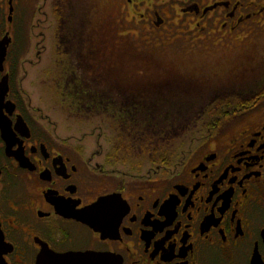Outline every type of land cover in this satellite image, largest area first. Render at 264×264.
Here are the masks:
<instances>
[{
    "label": "flooded vegetation",
    "instance_id": "1",
    "mask_svg": "<svg viewBox=\"0 0 264 264\" xmlns=\"http://www.w3.org/2000/svg\"><path fill=\"white\" fill-rule=\"evenodd\" d=\"M41 6L0 0V264H53L43 254L76 253L108 256L107 264H264V90L255 107L196 132L146 173L131 158L87 153L60 137L25 86L27 65L41 59L40 41L29 52ZM113 7V38L99 52L118 77L139 51L130 48L137 25L196 44L252 42L239 55L246 62L264 32V0H114ZM257 68L264 83V60ZM91 258L64 264H102Z\"/></svg>",
    "mask_w": 264,
    "mask_h": 264
},
{
    "label": "rangeland",
    "instance_id": "2",
    "mask_svg": "<svg viewBox=\"0 0 264 264\" xmlns=\"http://www.w3.org/2000/svg\"><path fill=\"white\" fill-rule=\"evenodd\" d=\"M40 1L42 11L36 15L33 21L36 28L30 29L32 44L29 52H33L35 41H40L41 59L34 67L27 65L29 77L25 86L31 93L33 106L41 113L50 116L54 129L60 137L84 147L87 153H94L102 149L104 155L108 154L109 156L110 148L115 145L114 140L117 137L114 130L121 132L125 126L119 125L114 117H100L97 114L96 117L90 118L77 117L73 114L70 105H68L73 102V99H70L71 95L64 97L63 92L59 89V84L55 82L61 78L62 65L65 63V57H70V54L73 61L76 62V66L79 67V74L90 75V86L93 84L99 89L102 86H113L116 89L115 96L120 97L122 90L129 93L132 91L133 96L141 92L158 94L164 91L166 86L170 89L176 87L178 80L182 78L189 81L194 80L196 84L203 85L208 89H219L222 87L223 81L230 79L234 72L236 73L240 69V72L244 73L247 69L245 67H251L252 79L254 76L260 78L263 74L257 67L263 65L264 32L258 33L257 41L253 40V42H258L256 45H259V49H256L258 52H251H255L257 56L250 53L253 56L250 58L251 62H246L239 55L249 51L247 46H250L252 42L216 43L206 41L196 44L189 38L178 40L173 35L161 37L154 33L151 36L140 31L141 26L137 25L133 27L136 37H134L133 46L130 48L139 51L126 60V67L119 70L121 75L118 77L117 73L111 74L110 70L107 72L108 62L100 56L101 49L105 46L104 40L113 38L109 37L108 27L117 20L118 12L113 7L114 0H74L75 15L78 22L83 24V31L82 33L76 32L70 43L62 38L64 24L60 18L66 9L63 7L62 0ZM63 1L70 3V0ZM56 10L58 11L56 12ZM77 33H80V36ZM109 49L112 48L107 46L103 49L107 57H109ZM120 49L125 50L127 47H119ZM66 51L69 54L65 55ZM60 53L62 56L64 55L62 58ZM152 55L157 57H151ZM64 78L65 73L63 80ZM249 83L254 84L253 81ZM158 85L164 89L158 88ZM201 122L199 121L190 129L195 133L190 132L187 136L178 137L169 147H164L168 149L167 156L175 152L177 145H180L181 148L187 147L190 139H194L198 132L205 130L206 127ZM139 139L144 142L146 138L139 136ZM164 142L165 144L169 143L167 139ZM122 148L124 152L129 151L124 146ZM131 160L134 166L145 163L144 167L139 170L146 173L151 166L152 157L139 156L133 157ZM119 167L125 169L126 166L119 165ZM134 173H137L136 170Z\"/></svg>",
    "mask_w": 264,
    "mask_h": 264
},
{
    "label": "trees",
    "instance_id": "3",
    "mask_svg": "<svg viewBox=\"0 0 264 264\" xmlns=\"http://www.w3.org/2000/svg\"><path fill=\"white\" fill-rule=\"evenodd\" d=\"M65 2L67 1L62 0V3ZM70 2L72 3L68 9L64 11L62 9L63 15L60 18L64 24L62 35L65 38L63 40L69 43L76 32L83 31V24L78 22L75 15L74 0ZM108 29L113 36L112 26ZM80 33L77 34L80 36ZM114 43L117 44V42ZM67 53L69 54L66 51L65 55ZM60 56L62 58L64 55L60 53ZM71 56L70 54V57H65V63L62 65L61 71L65 73L67 84L61 83L60 91L63 92L64 97L71 95L70 99L72 98L73 102L68 101L70 102L68 105L75 116L91 118L98 114L100 117H114L119 125L125 126L121 132L114 130L117 137L114 140V149L109 156L116 162H126L133 157L147 156L152 157L154 164H157L163 161L157 159L159 155L165 157L164 161L170 160L173 153L167 156L168 149L164 147H169L174 140L190 131L199 121H202L206 128H210L212 123L252 109L258 102L255 101L257 98L255 95L264 90V83H261L262 77L254 76L252 79L251 69L245 67L247 69L244 73H241L240 69L234 72L230 79L223 81L219 89H208L196 84L194 80L182 78L178 80L176 87L170 89L166 86L165 90L160 89L161 92L158 94L141 92L133 96L132 91L129 94L124 90L120 97L115 96L116 89L113 86H102L100 89L93 84L90 86V75L79 74V67ZM105 59L108 62V59ZM63 74L60 78L62 82ZM251 81L254 84L249 83ZM158 88L162 86L158 85ZM214 126L211 130L216 129ZM139 136L146 138L144 142L139 139ZM166 139L169 143L165 144ZM122 146L129 151L124 152Z\"/></svg>",
    "mask_w": 264,
    "mask_h": 264
},
{
    "label": "water",
    "instance_id": "4",
    "mask_svg": "<svg viewBox=\"0 0 264 264\" xmlns=\"http://www.w3.org/2000/svg\"><path fill=\"white\" fill-rule=\"evenodd\" d=\"M104 202V200H101L96 206L92 207V209H95L96 207H99L102 203ZM55 258L56 260H53V264H56V262L58 264H64L66 263V261L69 259L72 261H74L75 259H80L83 260V258H91V257H96V260H99L98 258H101V262L102 264H107L108 263V256H95L94 254L91 253H76V254H62V255H57V254H43V258ZM92 259V258H91ZM68 260V261H69ZM80 264H82V262H80Z\"/></svg>",
    "mask_w": 264,
    "mask_h": 264
}]
</instances>
